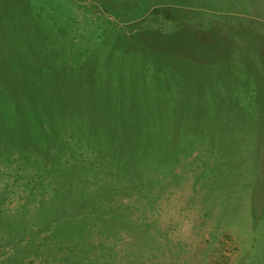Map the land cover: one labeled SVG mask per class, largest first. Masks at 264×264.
<instances>
[{"label": "rangeland", "instance_id": "rangeland-1", "mask_svg": "<svg viewBox=\"0 0 264 264\" xmlns=\"http://www.w3.org/2000/svg\"><path fill=\"white\" fill-rule=\"evenodd\" d=\"M39 66L124 73L138 118L144 98L247 115L169 125L130 167L75 138L59 163L0 151V264H264V0H0V71Z\"/></svg>", "mask_w": 264, "mask_h": 264}, {"label": "trees", "instance_id": "trees-1", "mask_svg": "<svg viewBox=\"0 0 264 264\" xmlns=\"http://www.w3.org/2000/svg\"><path fill=\"white\" fill-rule=\"evenodd\" d=\"M45 71L41 66L0 71V151L18 148L27 160L36 150L52 158V163L53 159L59 163L75 138L92 146L94 161L130 167L132 158L121 154L164 144L161 138L169 125L176 131L187 126L194 132L205 122L207 130L213 126L217 131L244 130L246 107L229 106L224 100L171 106L152 100L147 108L144 106L149 100L144 98L139 109L144 114L138 118L133 116L135 103L127 91L130 87L122 82L124 73H118V84L113 87L107 72L108 76L93 69L69 75ZM82 160L80 157L69 164V172L83 168Z\"/></svg>", "mask_w": 264, "mask_h": 264}]
</instances>
